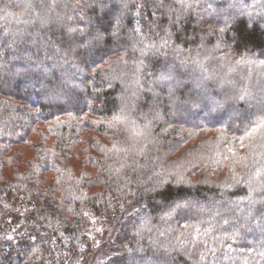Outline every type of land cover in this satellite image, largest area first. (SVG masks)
I'll return each mask as SVG.
<instances>
[{"label":"trees","instance_id":"1","mask_svg":"<svg viewBox=\"0 0 264 264\" xmlns=\"http://www.w3.org/2000/svg\"><path fill=\"white\" fill-rule=\"evenodd\" d=\"M264 264V0H0V264Z\"/></svg>","mask_w":264,"mask_h":264},{"label":"rangeland","instance_id":"2","mask_svg":"<svg viewBox=\"0 0 264 264\" xmlns=\"http://www.w3.org/2000/svg\"><path fill=\"white\" fill-rule=\"evenodd\" d=\"M107 240L106 239V235H101L99 237H97L93 243H94V248L92 250V252L90 254H88L87 256L89 257L87 262L85 259V256H80L78 261L80 262V264H98L99 260H101L103 258V256L105 255L103 250V245H104V241Z\"/></svg>","mask_w":264,"mask_h":264}]
</instances>
